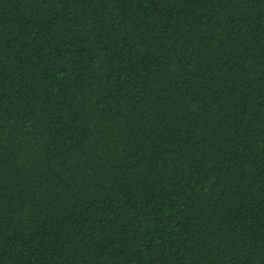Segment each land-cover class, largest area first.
<instances>
[{
	"label": "trees",
	"instance_id": "1",
	"mask_svg": "<svg viewBox=\"0 0 264 264\" xmlns=\"http://www.w3.org/2000/svg\"><path fill=\"white\" fill-rule=\"evenodd\" d=\"M0 264H264V0H0Z\"/></svg>",
	"mask_w": 264,
	"mask_h": 264
}]
</instances>
